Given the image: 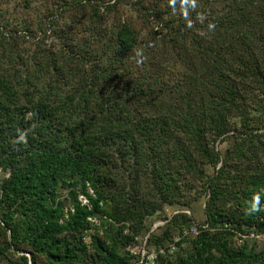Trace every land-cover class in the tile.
Masks as SVG:
<instances>
[{
  "label": "trees",
  "instance_id": "obj_1",
  "mask_svg": "<svg viewBox=\"0 0 264 264\" xmlns=\"http://www.w3.org/2000/svg\"><path fill=\"white\" fill-rule=\"evenodd\" d=\"M200 2L177 16L157 12L166 31L152 28L143 42L121 25L105 44L111 56L78 44L34 70H0V253H18L12 264H133L145 218L187 205L197 190L207 227L185 255L156 264H264V244L251 250L229 237L264 234V0ZM138 48L172 58L121 73L115 61ZM50 68L56 80L42 84L35 70ZM227 137L222 152L214 143ZM89 218L106 226L101 235ZM152 238L162 246L168 228Z\"/></svg>",
  "mask_w": 264,
  "mask_h": 264
},
{
  "label": "rangeland",
  "instance_id": "obj_2",
  "mask_svg": "<svg viewBox=\"0 0 264 264\" xmlns=\"http://www.w3.org/2000/svg\"><path fill=\"white\" fill-rule=\"evenodd\" d=\"M201 5L200 0H0V52L7 54L4 55L5 60L0 70L13 72L17 68H25V63L34 70L39 61L45 62L46 56H54L60 51L70 49L75 51L78 44L87 49L88 46L96 48V56L100 57L103 56L100 53L104 54L107 49L105 44L115 41L121 25H128L139 34L138 39H142L143 42L152 32V28L159 33L158 35L166 31L163 29L162 21L167 15L164 14L163 19H160L156 16L157 12L169 10L172 16H177L182 10V14H185L191 8H200ZM141 52L143 53L141 48L133 49L128 56L122 58L124 62L115 61V64L122 68L120 72L136 75L142 71L147 60L151 62L153 59L165 65L170 63L172 58L171 51L160 53V48L156 49V53L149 52L148 57L146 52L144 53L146 56H140ZM112 53L111 48L107 49V55L111 56ZM135 57H140L141 60ZM50 69V72L45 69L35 70V74L40 78L41 74H44L46 82L42 84H51L56 80L55 71ZM233 140L232 137H227L222 142L217 140L214 146L224 152L233 144ZM262 143L264 145V138ZM258 146L262 145L258 143ZM260 150H263V147ZM260 153L262 156L259 154V157L264 162V151ZM254 155L251 154L250 157L255 158ZM219 165L220 163L217 167ZM234 170L235 166L232 171ZM206 171L208 175L212 174L213 168L207 167ZM119 178L121 179L120 175ZM66 196V190L62 189L61 197ZM189 196H195V199L190 201L187 197L186 200L189 201L187 205L164 204L161 210L145 218V228L129 247L134 256L130 260L133 264H156L159 255L168 258L166 261H174L177 256H183L190 251L191 240L196 238L200 227H207V222L204 211L206 195L197 190L189 193ZM78 199L86 202L81 195ZM181 213L189 217L188 221H183L182 217L178 218ZM174 218L176 220L173 222ZM90 222L92 226L97 227L101 235L106 226L102 225L99 218H91ZM166 228L169 231V239L164 240L162 246L154 245L152 235L159 236ZM228 228L222 229L229 230ZM94 231L93 228L87 230L82 240L89 243V234ZM127 232L129 230L125 228L123 233ZM229 237L234 246L245 244L251 250L258 251L264 244V234L255 231H236ZM2 241L3 234L0 233V247ZM26 255L28 256V253ZM17 256L18 253L5 249L0 253V264H12V261L17 260ZM28 264H32L30 258Z\"/></svg>",
  "mask_w": 264,
  "mask_h": 264
},
{
  "label": "clouds",
  "instance_id": "obj_3",
  "mask_svg": "<svg viewBox=\"0 0 264 264\" xmlns=\"http://www.w3.org/2000/svg\"><path fill=\"white\" fill-rule=\"evenodd\" d=\"M250 210L252 212H255V211H258L259 209H258V207L256 205H252L251 208H250Z\"/></svg>",
  "mask_w": 264,
  "mask_h": 264
},
{
  "label": "built area",
  "instance_id": "obj_4",
  "mask_svg": "<svg viewBox=\"0 0 264 264\" xmlns=\"http://www.w3.org/2000/svg\"><path fill=\"white\" fill-rule=\"evenodd\" d=\"M90 219V218H89Z\"/></svg>",
  "mask_w": 264,
  "mask_h": 264
}]
</instances>
